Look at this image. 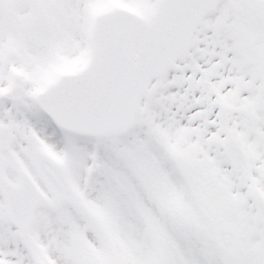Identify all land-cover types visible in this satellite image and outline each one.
I'll use <instances>...</instances> for the list:
<instances>
[{
    "label": "snow or ice",
    "instance_id": "6c2138e0",
    "mask_svg": "<svg viewBox=\"0 0 264 264\" xmlns=\"http://www.w3.org/2000/svg\"><path fill=\"white\" fill-rule=\"evenodd\" d=\"M0 264H264V0H0Z\"/></svg>",
    "mask_w": 264,
    "mask_h": 264
}]
</instances>
